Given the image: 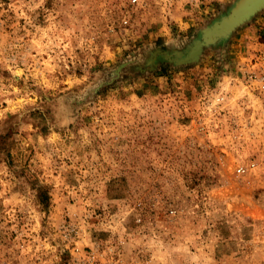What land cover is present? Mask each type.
<instances>
[{"label": "rangeland", "instance_id": "obj_1", "mask_svg": "<svg viewBox=\"0 0 264 264\" xmlns=\"http://www.w3.org/2000/svg\"><path fill=\"white\" fill-rule=\"evenodd\" d=\"M236 1L0 0V264H264V93L225 110L255 173L197 119L264 5L189 56Z\"/></svg>", "mask_w": 264, "mask_h": 264}, {"label": "built area", "instance_id": "obj_2", "mask_svg": "<svg viewBox=\"0 0 264 264\" xmlns=\"http://www.w3.org/2000/svg\"><path fill=\"white\" fill-rule=\"evenodd\" d=\"M235 71L227 73L226 80L223 79L221 83L212 88H207L199 96L200 113L197 119L199 121H229L231 127L236 129L226 137L223 136L220 149L222 152L221 157L229 154L232 158V172L236 175H243L255 173L259 163L256 160L249 159L242 160L241 151L238 148V122L245 121L238 118L237 114H230L226 112L228 102L231 97L238 92V89L243 91V96L252 94L254 92L264 93V55L257 54L248 57L247 61L236 63ZM235 93V94H234ZM245 100H241L242 102ZM238 106V99H237ZM231 121V122H230ZM223 161V158H222ZM231 166V167H232ZM264 229V225H263Z\"/></svg>", "mask_w": 264, "mask_h": 264}, {"label": "water", "instance_id": "obj_3", "mask_svg": "<svg viewBox=\"0 0 264 264\" xmlns=\"http://www.w3.org/2000/svg\"><path fill=\"white\" fill-rule=\"evenodd\" d=\"M264 5V0H237L230 12L215 22L210 27L202 30V37L196 40L189 51V56L196 57L200 50V45L212 40L216 35L226 34L234 26L244 21L250 14L254 13Z\"/></svg>", "mask_w": 264, "mask_h": 264}]
</instances>
